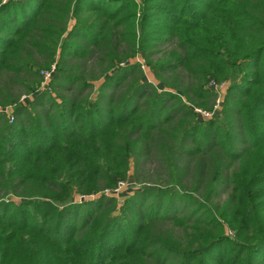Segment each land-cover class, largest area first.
Wrapping results in <instances>:
<instances>
[{
    "label": "trees",
    "instance_id": "obj_1",
    "mask_svg": "<svg viewBox=\"0 0 264 264\" xmlns=\"http://www.w3.org/2000/svg\"><path fill=\"white\" fill-rule=\"evenodd\" d=\"M68 58L104 66L94 98ZM52 64L48 91L0 99V264H264V0H0V95L2 78L38 90ZM177 70L192 81L162 78ZM222 80L200 119L190 104ZM151 164L161 183L121 205L75 198Z\"/></svg>",
    "mask_w": 264,
    "mask_h": 264
},
{
    "label": "rangeland",
    "instance_id": "obj_2",
    "mask_svg": "<svg viewBox=\"0 0 264 264\" xmlns=\"http://www.w3.org/2000/svg\"><path fill=\"white\" fill-rule=\"evenodd\" d=\"M168 46L165 45H157L155 48L152 49V51H155L154 54L152 56L149 57L150 60H155L157 58H159L162 53H165L168 50ZM163 56V55H162ZM127 62H134L139 64L140 69L142 71V76L141 79L145 80V81H149L151 82L156 88L161 89L160 84H158L157 79L153 76V74L149 71V69L145 66L144 61L140 58V56L136 55L133 56L132 58H130ZM123 63H119V65H122ZM55 66V65H54ZM50 68V67H49ZM55 68V67H54ZM44 69V68H43ZM60 69L63 73H69V74H73L76 76H80L82 77L87 83V85H89L88 88H86L85 90V94H88L91 96V99L94 98L97 95V91H98V85L102 82V80L104 79V74L106 72H104V66H100L97 63H94L93 61H84L81 59H76V58H68L66 60L65 64H62L60 66ZM54 71V69H53ZM52 71V73H53ZM51 73V76H52ZM50 76V78H51ZM104 76V77H103ZM103 78V79H102ZM162 78L165 79V81L167 82H175L177 85H179L180 87L182 86H186L189 82L192 81L191 77H189L188 75H186V72H184L183 70H177L175 72L172 73H168L165 75H162ZM53 80V79H51ZM49 81V80H48ZM225 83V87L223 89H217V90H209L211 91L212 97L208 98V99H204L202 100V102L200 103V105H191L192 106V110L195 112V108L197 109H202L205 111H209L210 107H212V104L214 102L215 99V95L219 98L223 97L227 87H228V82L222 80ZM222 81H218L222 82ZM2 83H5L2 87H5L4 89H1V94H3L2 96L0 95V99H2L6 94L11 95L13 98V101H16L17 103L20 104H26L28 101H30L31 99L34 98V96L39 93L40 90H47V87H42L41 85L39 86L38 90L36 91H30V89H25L23 86H18V85H11L8 84L5 80V78H2L1 80ZM54 82L57 83H61L60 80H55ZM210 82V81H209ZM207 82V83H209ZM65 83V82H63ZM207 83L205 85H203V87H207ZM66 85H69L67 83H65ZM80 84L77 82L75 84H73V89H76ZM44 86V85H43ZM207 89V88H206ZM122 90V89H120ZM107 91V90H105ZM216 92V93H215ZM55 94L54 91L51 92V96L53 97ZM70 94V93H69ZM67 94V95H69ZM180 94V93H179ZM49 96V97H51ZM222 100V99H221ZM174 103V102H171ZM9 104V105H7ZM5 105H1V106H11V108L13 107L12 105H10V103H7ZM221 104L222 101L219 104V110L221 108ZM219 111H214L213 116H215L216 114H218ZM197 113V112H195ZM198 114V113H197ZM200 119H207L204 118L202 115L198 114ZM212 117V116H211ZM130 170H129V175L131 176V174H133L134 169H133V163H130ZM139 170V169H138ZM140 171V170H139ZM142 172H140V177L138 178L137 181H134L131 178H127L126 180H122L124 182L123 186H121L120 189H118L117 192H113L110 191L111 189L109 188H103L102 190L93 193V194H89V195H85L84 199H95L96 197H98L101 193L104 194L105 196H113L116 200L117 205H121L122 201L125 197H127L128 195H130L132 192H134L135 190H137L138 188H140V185L142 184V181H146V179L150 180V183L155 184L156 183H161L160 182V178H161V173H160V168L157 167V165H153L151 164L149 167V172L146 173L145 170H141ZM206 181V180H205ZM203 181L202 184L205 182ZM138 182H141V184H139ZM144 183V182H143ZM196 195H198L200 197V194L197 193ZM225 194H222L219 197V200H222ZM75 198H77L75 196ZM14 199V198H13ZM81 199V200H84ZM15 200V199H14ZM79 200V199H77ZM147 202V201H146ZM167 202V198H165L162 201V206L166 205ZM185 207L184 213H188V211L190 210V208L192 207L191 204L189 203H177L178 207ZM171 227L169 223H162V227ZM172 228V227H171ZM172 230L178 235L181 236L182 232L181 229L173 227ZM227 234H231L230 231H227Z\"/></svg>",
    "mask_w": 264,
    "mask_h": 264
},
{
    "label": "built area",
    "instance_id": "obj_3",
    "mask_svg": "<svg viewBox=\"0 0 264 264\" xmlns=\"http://www.w3.org/2000/svg\"><path fill=\"white\" fill-rule=\"evenodd\" d=\"M53 69H54V64H52L49 69L40 70L39 71V74L41 76L40 85L42 87H47V83H48V80L50 79V76H51V73H52ZM224 87H225V83L224 82L217 83V82H214V81H210L209 83H207V87L206 88L209 89V90H214L215 91L217 89H223ZM221 99H222V97L219 98V97H217L215 95L214 102H213L212 107H211V109L209 111H205V110L197 109V108H195L194 110L198 114L202 115L204 118H209V117L213 116L214 111L217 112L219 110V104L221 102ZM11 109H12L11 106H1L0 105V112L6 113V116H7L9 122L12 121ZM123 184H124L123 181L117 182V185L114 188H112L110 191H112V193L113 192H117L118 189H120L121 186H123ZM84 198H85L84 195H80V196L77 197V199H79V200L80 199H84Z\"/></svg>",
    "mask_w": 264,
    "mask_h": 264
}]
</instances>
